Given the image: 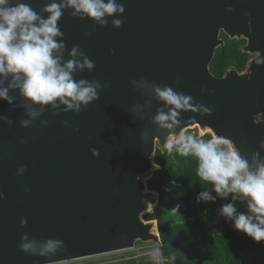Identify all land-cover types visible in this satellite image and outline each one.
<instances>
[{"label": "water", "instance_id": "obj_1", "mask_svg": "<svg viewBox=\"0 0 264 264\" xmlns=\"http://www.w3.org/2000/svg\"><path fill=\"white\" fill-rule=\"evenodd\" d=\"M20 2L47 18L42 9L53 0H10ZM118 2L126 11L107 17L106 26L73 17L71 8L58 22L64 59L79 45L95 64L75 79L108 85L99 99L79 113L57 114L49 105L33 119L28 109L41 106L19 89L10 90L11 104L0 98V117H7L0 119V264H58L160 243L156 224L143 216L157 204L146 181L169 135L198 127L230 139L250 163L257 152L264 158V0ZM114 18L123 25L115 27ZM221 32L244 38L242 50L252 57L244 70L217 77L210 65L225 44ZM165 85L193 97L173 129L153 122L159 109L169 110L154 90ZM240 198L248 213V199ZM25 234L65 244L54 255H32L19 247Z\"/></svg>", "mask_w": 264, "mask_h": 264}, {"label": "clouds", "instance_id": "obj_2", "mask_svg": "<svg viewBox=\"0 0 264 264\" xmlns=\"http://www.w3.org/2000/svg\"><path fill=\"white\" fill-rule=\"evenodd\" d=\"M68 8L73 9V17H88L100 26L108 24L107 17H115L126 11L118 0H53L42 9L49 13L45 18L30 4L20 2L12 5L10 0H0V98L11 104L14 97L9 94L10 90L19 89L21 95L33 105L41 106L39 109H28L33 119L41 116L44 108L49 105L57 114L60 111L79 113L99 99V89L108 86L96 80L75 79L74 73L95 69L94 62L79 45H74L69 53L70 58L64 59L66 42L58 38L65 34L58 22ZM123 23L124 20L120 18L112 20L117 28ZM154 90L157 98L169 106V110L165 112L159 109L153 122L161 129H173L181 123V110L187 111L193 107V97L178 93L167 85L163 88L156 86ZM203 111L211 114L213 109L204 107ZM8 122L12 123L11 120ZM21 123L27 127L31 121L22 120ZM42 123L46 124L47 121ZM177 136L176 139L171 135L166 138L165 147L169 152L175 150L184 156L194 155L199 161L198 175L202 180L211 182L221 198L233 194L235 200V194L239 193L248 199V213H237L235 204L228 203L222 206L221 215L234 220L237 230L245 232L257 242L264 240V158L260 157L259 152L253 155L250 163L226 137L212 136L204 140L186 134L185 131ZM261 147L264 148V141H261ZM92 151L98 155L95 149ZM18 171L23 173L24 168ZM215 199L208 191L198 197V200L204 201ZM21 224L26 225L27 219H22ZM64 244L61 239L38 241L35 238L29 239L25 234L19 247L25 253L47 257L63 249ZM151 255L159 261L161 252L155 249Z\"/></svg>", "mask_w": 264, "mask_h": 264}, {"label": "trees", "instance_id": "obj_3", "mask_svg": "<svg viewBox=\"0 0 264 264\" xmlns=\"http://www.w3.org/2000/svg\"><path fill=\"white\" fill-rule=\"evenodd\" d=\"M223 36L225 44L217 48L210 65L217 77L233 67L244 70L250 57L240 49L241 43ZM185 132L204 140L213 136L197 128ZM153 159L157 168L146 183L156 194L157 204L143 219L156 224L165 264H264V240L257 242L236 228L218 230L215 219L223 205L232 203L231 195L221 198L211 182L201 179L194 155L166 148L157 149ZM204 191L216 199L198 200Z\"/></svg>", "mask_w": 264, "mask_h": 264}, {"label": "rangeland", "instance_id": "obj_4", "mask_svg": "<svg viewBox=\"0 0 264 264\" xmlns=\"http://www.w3.org/2000/svg\"><path fill=\"white\" fill-rule=\"evenodd\" d=\"M262 118H264V116ZM195 128H197L200 133H205L204 131H201L200 128L198 127H195ZM230 195H231V201L232 203L235 204L237 212L245 213V205L243 204V201L240 198L243 196L239 193H236L235 195L237 198L233 200V194H230ZM219 214L221 215V213H218V215ZM155 232H157L156 229H155ZM155 249H159L161 252V257L159 261H156L152 258L151 253ZM132 260L134 261V263L130 262ZM58 264H165V260L162 257L160 243L137 242L135 248L133 249L117 251L113 253H107L103 255H97L93 257H88V258H83V259L73 260V261L64 262V263H58Z\"/></svg>", "mask_w": 264, "mask_h": 264}, {"label": "built area", "instance_id": "obj_5", "mask_svg": "<svg viewBox=\"0 0 264 264\" xmlns=\"http://www.w3.org/2000/svg\"><path fill=\"white\" fill-rule=\"evenodd\" d=\"M222 217H226V216H224V215L221 216L219 214L216 217V219H215V224H216V226H217V228H218L219 231L224 232L228 228H230V229H234L235 228L234 227V220L229 219L228 217H226V219L224 220ZM241 232H243V231H241Z\"/></svg>", "mask_w": 264, "mask_h": 264}, {"label": "flooded vegetation", "instance_id": "obj_6", "mask_svg": "<svg viewBox=\"0 0 264 264\" xmlns=\"http://www.w3.org/2000/svg\"><path fill=\"white\" fill-rule=\"evenodd\" d=\"M223 35H226V36H228L226 33H224V32H221V38L222 39H224V41H225V38H224V36ZM229 37V36H228ZM230 38V37H229ZM230 39H235L237 42H239V43H241V47H240V49L242 50V47L246 44V40L244 39V38H230ZM243 51V50H242ZM244 52V51H243ZM249 54V53H248ZM252 56L250 55V57H249V59H248V61L250 60V58H251ZM248 63V62H247ZM247 65V64H246Z\"/></svg>", "mask_w": 264, "mask_h": 264}]
</instances>
